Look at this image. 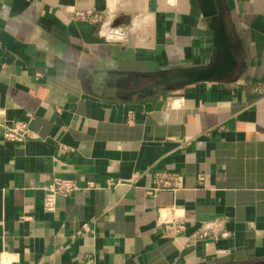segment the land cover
I'll return each mask as SVG.
<instances>
[{
    "label": "crops",
    "instance_id": "1",
    "mask_svg": "<svg viewBox=\"0 0 264 264\" xmlns=\"http://www.w3.org/2000/svg\"><path fill=\"white\" fill-rule=\"evenodd\" d=\"M218 4L233 72L141 94L167 73L212 64ZM109 10L131 29L123 42L78 15ZM29 119L26 141L3 138L5 125ZM158 172L179 179L163 186ZM56 176L96 187L57 195L47 211ZM258 260L264 0H0V264Z\"/></svg>",
    "mask_w": 264,
    "mask_h": 264
},
{
    "label": "built area",
    "instance_id": "2",
    "mask_svg": "<svg viewBox=\"0 0 264 264\" xmlns=\"http://www.w3.org/2000/svg\"><path fill=\"white\" fill-rule=\"evenodd\" d=\"M174 0H168L169 3H173ZM78 15L81 18L91 20L99 23V34L107 42H123L127 39L130 32V28L127 26H119L114 23V14L112 10L102 13H93L91 11L79 12ZM31 136L30 119L29 120H17L13 121L10 125L4 126L3 138L8 141L24 142ZM157 183L160 185H173L179 179V176L173 172H158L156 173ZM200 179H203L201 176ZM109 186L116 185L113 179L109 178L107 181ZM96 184L88 182L85 186H81L73 179H68L60 176H56L53 180L44 188L46 192L45 198V210L52 211L55 209V202L57 195L68 196L79 189L95 188ZM157 190V188H155ZM151 193V191L149 192ZM222 219L218 218L213 222H206L201 225L199 231V238L208 237L211 233H215L216 229L221 225ZM172 224L174 230L177 233H182L185 230V225L182 220L169 221Z\"/></svg>",
    "mask_w": 264,
    "mask_h": 264
},
{
    "label": "water",
    "instance_id": "3",
    "mask_svg": "<svg viewBox=\"0 0 264 264\" xmlns=\"http://www.w3.org/2000/svg\"><path fill=\"white\" fill-rule=\"evenodd\" d=\"M213 32L217 48V55L209 67L167 73L162 79H156L150 82L148 86L140 89V92L147 94L155 86L159 85L165 86L167 88H173L176 85L181 84H189L208 80H218L222 78L225 74H231L233 72L235 58L230 50L224 14L220 4H218V22L215 24ZM121 91L124 94H132L136 92H128L125 90ZM233 264H264V260H258L253 262H239Z\"/></svg>",
    "mask_w": 264,
    "mask_h": 264
},
{
    "label": "rangeland",
    "instance_id": "4",
    "mask_svg": "<svg viewBox=\"0 0 264 264\" xmlns=\"http://www.w3.org/2000/svg\"><path fill=\"white\" fill-rule=\"evenodd\" d=\"M140 93V92H139ZM143 92H141V94H142Z\"/></svg>",
    "mask_w": 264,
    "mask_h": 264
}]
</instances>
